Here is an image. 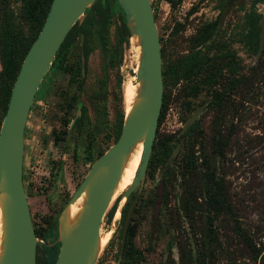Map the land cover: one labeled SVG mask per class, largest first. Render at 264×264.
Listing matches in <instances>:
<instances>
[{"label":"rangeland","instance_id":"374dc122","mask_svg":"<svg viewBox=\"0 0 264 264\" xmlns=\"http://www.w3.org/2000/svg\"><path fill=\"white\" fill-rule=\"evenodd\" d=\"M151 4L164 68L189 61L197 50L200 30L218 16L220 22L216 41L206 49L201 67L182 79H171L164 88L167 105L158 121L157 146L150 156L154 154V164L148 166L136 189L138 201L132 216L134 248L143 255L139 264H194L192 257L197 252L202 253L205 264H210L212 244L201 192L205 170L199 165L202 160L210 162L217 176L223 178L236 222L245 231L248 245L261 250L264 258V59L249 51L241 35L252 0H230L222 12L220 0H151ZM7 5L13 26L27 33L20 0H7ZM257 9L264 13V5ZM4 10L0 0V28ZM107 48L103 57L96 44L90 45L84 81L79 87L69 82L84 66L74 46L63 68L54 67L42 80L26 122L23 182L35 234L43 237L51 262L56 261L58 253L57 217L92 164L114 143L124 119L126 91L135 86V50L130 39H120L114 16ZM225 50L236 53L238 75L243 81L230 97L233 106L219 113L210 101L218 91H226L219 75L220 70L225 72L227 60L219 58ZM80 107L86 108L82 115ZM197 111L199 126L192 138L197 163L195 173L189 177L182 165L186 143L183 133ZM215 128L223 140L227 134L230 136L216 158L211 147ZM161 140L173 148L164 163L157 158ZM132 177L133 172L128 173L115 199L122 196ZM189 184L192 203L185 211ZM125 202V198L120 199L111 221L106 217L102 220L100 234L108 243L101 248L96 264L123 262L119 210ZM213 229L220 244L217 264H226L229 259L238 264H259L233 232L232 221L219 217Z\"/></svg>","mask_w":264,"mask_h":264},{"label":"water","instance_id":"95a60500","mask_svg":"<svg viewBox=\"0 0 264 264\" xmlns=\"http://www.w3.org/2000/svg\"><path fill=\"white\" fill-rule=\"evenodd\" d=\"M95 2L52 0L43 26L28 49L12 86L0 125V264H36V248L41 239L35 234L23 182L26 122L36 92L62 42L76 22L84 21L85 10ZM117 2L125 17L129 39L137 48L135 95L125 111L117 141L92 164L59 213L55 242L59 247L54 264H96L101 251L102 220L115 199L132 155L141 147L133 179L121 196L127 201L135 193L122 228L123 251L138 201L136 189L145 177L153 150L164 93L156 20L151 0ZM259 26L258 57L264 46V13ZM198 112L189 119L185 129L193 124Z\"/></svg>","mask_w":264,"mask_h":264},{"label":"trees","instance_id":"16d2710c","mask_svg":"<svg viewBox=\"0 0 264 264\" xmlns=\"http://www.w3.org/2000/svg\"><path fill=\"white\" fill-rule=\"evenodd\" d=\"M5 10L3 11V21L0 28V125L4 114L6 112L7 104L10 98L11 89L14 84V81L19 72L21 63L32 45L38 36L44 20L49 11L52 0H20L21 3V19L27 25V33L24 30L17 29L13 26L12 21L7 15V0H2ZM230 0H220L221 11H223L225 5ZM264 5V0H252L251 9L245 14L243 21V28L241 35L243 38L244 45L247 46L249 51L253 55H257L259 50V34L260 26L259 21L262 18V14L258 12L257 5ZM7 7V9H6ZM116 18L117 31L119 33L120 39L122 41L129 40L130 34L126 26L124 14L117 2V0H96L94 5L91 8L85 10V19L82 23L76 22L71 30L68 32L64 41L62 42L58 52L56 53L54 60L49 68V71L54 67L58 70L63 68L64 63L67 60V57L74 46L77 47L79 54L84 62V72L85 65L90 55V45L96 44L99 47L100 53L104 57L107 52V36L108 29L110 26L111 18ZM218 16L213 22L205 25L199 32L197 37V50L194 53L193 57L187 62H181L179 64H167L165 68L163 67V83L164 88L168 86L171 79H182L185 75H189L195 69H198L200 66V61L203 59L206 49L212 46L216 41L217 26L219 23ZM82 39V40H81ZM219 58L222 60H227L225 64V72L219 71V75L225 81L226 91H218L215 96L211 98L210 104L217 110L221 112L226 108H231L233 105L230 102V97L236 91L238 85L242 83L241 77L238 75L239 65L238 58L234 51L225 50L219 54ZM264 59V46L262 53L260 55V60ZM203 66V65H202ZM48 71V72H49ZM216 71V69H215ZM47 72V73H48ZM47 75V74H46ZM45 75V77H46ZM44 77V78H45ZM216 80V79H215ZM84 81V73L81 71L78 73V76H71L69 82L71 84L78 83L79 87H82ZM215 83V81H214ZM167 105L166 97L163 93L162 107L159 119L161 118L164 108ZM81 115L86 111L85 107H80ZM81 115L79 117H81ZM123 120L120 122L118 127L114 142L117 141ZM199 121L195 120L191 126L183 133V137L186 140L185 143V158L183 168L186 173L192 176L196 171L197 158H195L193 152L192 138L196 130H198ZM223 140L222 133L220 130H214V133L211 137V147H212V156L214 158L219 157L221 153V148L226 145L229 139ZM158 139V126L156 130V136L153 144V150L157 146ZM160 151L157 155L160 162H165L173 149L167 141L161 140L160 142ZM152 150V151H153ZM154 154L150 158L148 166L154 164L153 159ZM205 168L204 173L202 174V198L203 204L207 214L208 221V239L212 244V249L210 251L211 260L210 264H217L216 255L218 252L219 237L218 233L213 229V224L216 219L219 217L225 216L227 219L233 223V232L236 236L241 238L247 248L251 251L254 261H259V264H264L263 252L255 247L248 245L249 239L245 231L240 227L236 222L237 218L234 215L231 202L228 199L227 191L224 186L223 178L217 176L215 173L214 167L211 166V163L201 161L199 164ZM191 179V178H190ZM188 179V181L190 180ZM192 186L187 185V194H186V203L185 211L190 209L192 203ZM135 193H133L129 199L125 202L121 210L122 226L120 229L119 237L121 239L123 224L128 212V208L134 199ZM121 199V196H118L112 207L106 214L107 221H111L118 207V203ZM136 213V208L133 215ZM59 216V215H58ZM58 218V217H57ZM134 219L132 217L131 222L128 227L125 246L123 248L122 264H139L143 260V255L140 251L134 248L133 237H134ZM43 239L42 236H38ZM44 245V244H43ZM43 245L38 244L36 248V264H54L51 262L48 253L46 252ZM59 247V245H58ZM121 247V244H120ZM58 252V251H57ZM192 263L194 264H205L202 253L197 252L195 256L192 257ZM226 264H238L234 259H229Z\"/></svg>","mask_w":264,"mask_h":264},{"label":"bare ground","instance_id":"6f19581e","mask_svg":"<svg viewBox=\"0 0 264 264\" xmlns=\"http://www.w3.org/2000/svg\"><path fill=\"white\" fill-rule=\"evenodd\" d=\"M134 50H135V54H137V48H134ZM136 67H137V55H136ZM136 67H135V70H136ZM132 81H134V80H132ZM135 89H136V87L133 86V87L128 88L127 91H126V94H125V105H126V109H125V111H127L129 109V106H130V104L132 102V99H133V97L135 95ZM140 155H141V147H139L135 151V153L132 155V157H131V159H130V161H129V163H128L125 171H124V175L122 177L121 184L119 186V190H122L123 189L128 173L133 172V176H134V173L136 171V168H137V166L139 164ZM132 179H133V177H132ZM123 201H124V199H123ZM117 219H118V215H116V217H115V220H117ZM100 237H101V234H100ZM107 243H108L107 238H102L101 237V248L105 247Z\"/></svg>","mask_w":264,"mask_h":264},{"label":"built area","instance_id":"2783aa9c","mask_svg":"<svg viewBox=\"0 0 264 264\" xmlns=\"http://www.w3.org/2000/svg\"><path fill=\"white\" fill-rule=\"evenodd\" d=\"M40 241L38 242V244H40V245H43L44 244V240L40 237Z\"/></svg>","mask_w":264,"mask_h":264},{"label":"flooded vegetation","instance_id":"af4514ba","mask_svg":"<svg viewBox=\"0 0 264 264\" xmlns=\"http://www.w3.org/2000/svg\"><path fill=\"white\" fill-rule=\"evenodd\" d=\"M260 5H261V4H260ZM257 6H258V5H257ZM257 6H256V7H257ZM257 10H258V9H257ZM258 12H259V11H258ZM219 18H220V17H219ZM161 55H162V54H161ZM162 70H163V66H162ZM186 130H187V129H186ZM27 198H28V197H27Z\"/></svg>","mask_w":264,"mask_h":264}]
</instances>
